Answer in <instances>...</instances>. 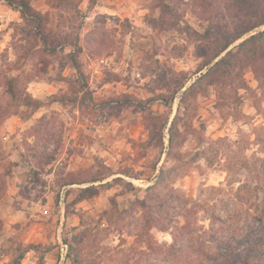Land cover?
Listing matches in <instances>:
<instances>
[{"label":"rangeland","instance_id":"1","mask_svg":"<svg viewBox=\"0 0 264 264\" xmlns=\"http://www.w3.org/2000/svg\"><path fill=\"white\" fill-rule=\"evenodd\" d=\"M227 4L32 0L48 19L47 47L19 12L0 6V144L10 164L3 169L0 264H73L68 246L94 226L99 234L85 254L96 264H197L194 254L174 261L149 254L150 242L157 251L174 242L183 217L167 231H147L142 218L117 225L101 218L113 199L126 210L143 198L162 171L164 192L194 205L199 226L211 231L214 214H235L238 232L257 246L225 264H264V236L254 232L264 208V88L246 68L247 88L206 87L182 101L209 68L201 70L195 32L218 21ZM25 93L48 105L27 107Z\"/></svg>","mask_w":264,"mask_h":264},{"label":"trees","instance_id":"2","mask_svg":"<svg viewBox=\"0 0 264 264\" xmlns=\"http://www.w3.org/2000/svg\"><path fill=\"white\" fill-rule=\"evenodd\" d=\"M5 3L21 14V18L27 26L37 30L35 37L47 47L51 36L47 33L46 28L48 19L41 12L34 9L32 0H5ZM225 10V13H219L218 21H214V24L203 33L195 32L197 52L204 59L201 70L209 68L184 93L182 98L184 104L189 98L195 97L196 94H199L206 87L219 86L223 91L229 85L234 90L237 88V91L240 86L244 89L247 88L243 78L246 68H252L258 78L260 88H264V30L244 40L235 48L230 49L238 40H241L256 29L264 27V0H228ZM28 34L30 33L28 32ZM217 59L219 60L216 61ZM75 63V68L81 73L78 63ZM11 88L13 97L17 96V87L12 83ZM20 98H23L22 95ZM52 99L56 98L52 97ZM58 101L60 100H51L50 103ZM23 103L34 110H39L48 105V103H44L28 93H25ZM3 115L1 113L0 118ZM157 117L159 118V116ZM173 136L174 130L172 128L170 140L172 149L175 145ZM7 156V151L0 144V203L7 191L6 173L3 171V169L5 171L10 169L9 162H6ZM168 180L169 177L166 172L162 171L157 181L145 190L143 198L136 196L135 201L126 210H121L118 202L113 199L111 200L110 209L104 211L101 218L108 217L106 219L116 225L118 222H124L128 218H142L146 222L144 227H146L147 231L153 228L167 231L171 221L183 217L185 224L176 227V234L172 244L168 245L165 243L157 251V248L152 247V244L155 246L157 244L155 242L149 243V254H160L159 256L162 259L170 261L180 259L179 254H194L199 257L197 258V264H206L200 258L207 260V264H225L224 260L232 259V255L238 258L245 254L246 249L249 251L251 247H257L251 240H248L249 238L244 239L243 235L238 232L240 227L239 221L234 216L235 214L233 216L227 215L225 219L220 218L218 214H214L215 220L211 231L199 226L197 220L192 218L194 205L190 207L188 201L183 197L164 192L169 184ZM94 182H97V180H94ZM255 219L258 220V228L254 232H259L258 236H264V208L258 209V215ZM217 222L220 223V226L215 228L214 226ZM117 231L120 232L122 229L118 228ZM96 232L99 234L98 226L86 228L74 240V243L68 246L70 248L68 257L72 259L73 264H96L95 261L89 259V255L85 254L89 249L87 241L92 239L93 234L95 233L96 235ZM249 235H252V231ZM246 240L247 243H245ZM67 244L68 242H66ZM74 244L80 247L79 252L76 254L73 252ZM246 244H253V246L246 248ZM209 257L212 260H209ZM142 260L140 258L132 263L129 260L127 264H140ZM146 262L147 264H154L152 260H147ZM233 264L244 263L236 260Z\"/></svg>","mask_w":264,"mask_h":264},{"label":"crops","instance_id":"3","mask_svg":"<svg viewBox=\"0 0 264 264\" xmlns=\"http://www.w3.org/2000/svg\"><path fill=\"white\" fill-rule=\"evenodd\" d=\"M3 4H4L5 7H7L8 9H10L12 12L18 13V11H14L12 8H10L9 6H7V4L5 3V0H1L0 1V6L3 5Z\"/></svg>","mask_w":264,"mask_h":264}]
</instances>
